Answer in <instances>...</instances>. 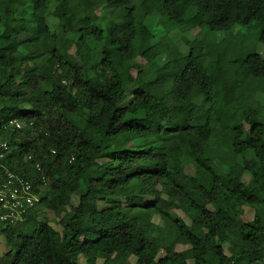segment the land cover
Returning <instances> with one entry per match:
<instances>
[{"label":"trees","instance_id":"trees-1","mask_svg":"<svg viewBox=\"0 0 264 264\" xmlns=\"http://www.w3.org/2000/svg\"><path fill=\"white\" fill-rule=\"evenodd\" d=\"M85 1L0 0V126L33 123L2 134L8 165L61 228L37 209L0 226V264H264V115L244 93L264 58L247 54L229 76L233 44L216 37L253 25L264 44V0H141L140 14L105 0L120 10L104 24ZM146 1L199 45L156 39Z\"/></svg>","mask_w":264,"mask_h":264},{"label":"rangeland","instance_id":"rangeland-1","mask_svg":"<svg viewBox=\"0 0 264 264\" xmlns=\"http://www.w3.org/2000/svg\"><path fill=\"white\" fill-rule=\"evenodd\" d=\"M56 1H60V0H56ZM118 1H120V4L122 6H127L129 8L134 7L135 11L140 14L139 3L141 2V0H118ZM124 1H127V3H124ZM145 4L149 5V7H146ZM106 7L107 5H106L105 0H90V1L84 2L83 6L81 7V11L88 12V13H95L99 17L98 22L104 24L106 22L113 20L112 12L116 11L113 9H118L119 7L118 10H120L119 4H114L113 8L112 7L106 8ZM143 7L144 8L146 7L145 11L151 17L147 21V23L149 24L147 25L150 28V32L154 34L156 39L159 38L163 40V42H166V43L169 42L170 44L175 45L177 48H181L184 54H187V49L184 46L185 44L184 42H186L191 37H195L193 38V43L196 46L199 45V42L202 40V35L198 30H194L188 34L181 33L180 31L174 30L172 25L167 21L166 17L154 14L152 11L153 8L152 9L150 8L151 6H150L149 1L144 2ZM67 29L68 31H70L71 27L69 26L67 27ZM226 35L227 34H223V35H219L216 37L218 39V42H221L227 39V41H231V43L233 44L231 45L233 50L228 54L227 56L228 59L226 60V63H225V70L228 72L229 76L232 74L233 69L236 68L234 62H237V61L239 62L238 59L243 58L247 54H258L264 58V44H261L258 41V29L254 28L253 25L248 28L236 27L234 34L232 36L231 35L226 36ZM161 57L165 58V56H161ZM165 59L160 58L159 64L163 65L165 62ZM137 63L140 66L143 65V61L141 59H138ZM136 73H137V69L136 70L134 69L132 71V74L136 75ZM156 75L160 76L161 70L157 72ZM263 88H264V78H260V79L251 78L248 82V86L244 89V93L248 97L251 98V103H249L250 108L254 110H259L261 117H263L264 113H263L262 106H260L258 103L263 102L264 104V99L262 97ZM128 99H130V97H128ZM254 99L257 100L258 103L255 102ZM86 133L87 135L89 134V132H86ZM194 172L195 171H194L193 166H188L185 170V174L189 176L193 175ZM244 180L248 181L249 177L245 176ZM182 183H184V181H182ZM261 183L262 185H264L263 177H261ZM146 200H150V198L148 197H141V198L136 197L135 198L136 202L146 201ZM72 204L73 205L77 204V197L72 198ZM98 206L102 207V205L100 204ZM37 210L40 213V216L37 219L38 221H46V223H48L55 230L57 231L61 230L60 226L58 225L59 219L56 216H54L52 212L45 211L43 209H40L39 207L37 208ZM243 212L244 214L241 217L243 221L250 220L253 217L252 211L244 208ZM174 213H176L177 216L180 217L181 219H185V216L181 211L175 210ZM153 221L159 224L160 226L166 225L167 223H169L168 220L161 219L159 217H154ZM26 229L27 228H24V230ZM173 249H176L177 251H182L185 248L181 246L175 247L172 244H169L166 242L162 243L163 252H165L166 250H173ZM9 250H10V247L8 246L3 234L1 233V229H0V258H2L4 254L8 252ZM262 255H264V252H262ZM130 262L134 264L135 259L131 258ZM79 264H84L83 258H80ZM96 264H102V261L98 260ZM188 264H192L191 261H189Z\"/></svg>","mask_w":264,"mask_h":264},{"label":"built area","instance_id":"built-area-1","mask_svg":"<svg viewBox=\"0 0 264 264\" xmlns=\"http://www.w3.org/2000/svg\"><path fill=\"white\" fill-rule=\"evenodd\" d=\"M32 127V122L21 123L17 120H10L0 126V226L2 227L23 223L26 216L39 207L40 190H37L33 181L9 167L10 146L8 141L2 138V134L7 132L32 130ZM24 161L31 162L32 157L28 155ZM33 167L36 172L42 173L39 163H34ZM42 181L45 182L44 177Z\"/></svg>","mask_w":264,"mask_h":264}]
</instances>
